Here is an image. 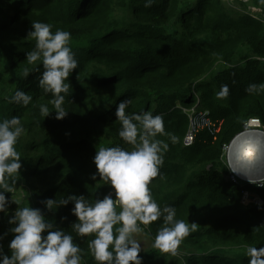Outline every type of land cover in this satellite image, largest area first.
<instances>
[{"label": "trees", "instance_id": "trees-1", "mask_svg": "<svg viewBox=\"0 0 264 264\" xmlns=\"http://www.w3.org/2000/svg\"><path fill=\"white\" fill-rule=\"evenodd\" d=\"M4 1L9 13L0 20V121L18 116L24 127L16 145L22 168L7 179L13 191L6 195L18 201L11 210L40 208L73 236L82 249L81 264H98L89 249L94 234L80 236L71 226L78 222L70 213L73 205L51 212L42 201L75 193L95 202L110 191L99 177L91 179L93 157L100 147L133 150L119 136L115 117L116 104L127 99L126 113L162 115L165 131L177 136L175 144L157 137L169 149L149 187L161 207H175L176 219L197 225L174 256L152 247L142 251L143 264H249L247 249L264 247V187L230 181L223 160L225 148L250 120L264 124V3L153 0L146 7L148 0ZM251 7L261 10L252 14ZM37 21L51 24L53 32L71 33L78 68L66 81L63 107L69 112L63 120L55 119L53 96L39 85L42 60H26L36 46L28 34ZM223 85L229 93L221 98ZM250 85L256 89L249 91ZM18 89L33 97L29 105L11 101ZM42 104L53 111L48 117L40 112ZM190 112L205 113L215 126L211 132L198 130L193 144L184 147ZM162 223L141 225L153 244ZM10 227L0 213V234ZM11 239L9 233L2 242L9 256Z\"/></svg>", "mask_w": 264, "mask_h": 264}, {"label": "clouds", "instance_id": "clouds-1", "mask_svg": "<svg viewBox=\"0 0 264 264\" xmlns=\"http://www.w3.org/2000/svg\"><path fill=\"white\" fill-rule=\"evenodd\" d=\"M152 2L148 0L145 6H150ZM52 27L49 23H32L28 35L35 38L36 46L26 52V60L29 64L42 60L39 85L53 96L50 103L55 109V119L63 120L69 112L63 107L70 89L66 81L78 68V60L70 46L71 33L59 29L53 32ZM28 74L26 69L25 76ZM255 89L256 85H250L248 90ZM228 93V86L223 85L217 95L223 98ZM10 99L27 106L33 97L18 89ZM129 104L127 99L120 100L115 107V117L121 123L119 136L133 146V150L121 146L100 147L93 157L96 172L91 174V179L95 181L99 177L110 186V191L95 202L75 193L59 201L53 198L42 201L51 212L70 203L73 205L70 213L78 222L71 226L80 236L94 234L89 249L98 264H143L141 243L136 239V235L143 232L141 225L162 220L153 247L162 253L172 254L197 226L195 222L189 224L176 219L175 207H161L149 187L152 179L158 176L164 164V154L169 149V143L157 137L167 136L175 144L177 136L165 131L162 115H153L151 111L126 113ZM40 112L48 117L53 111L42 104ZM248 123L258 124L259 121L253 119ZM23 132L18 116L0 121V213L7 217V223L11 225L0 234V264H81L82 249L74 242L73 236L46 219L40 208L17 207L11 210V205L18 204V201L6 195L13 191L7 179L20 174L22 158L16 145ZM246 155H252L251 149ZM249 182L264 187V174L255 180L249 179ZM117 206L121 209L119 212ZM60 219L63 221L67 217ZM117 225L114 234V226ZM9 233L12 234L8 243L10 256L5 254L2 243ZM247 254L249 264H264V247H249Z\"/></svg>", "mask_w": 264, "mask_h": 264}, {"label": "rangeland", "instance_id": "rangeland-1", "mask_svg": "<svg viewBox=\"0 0 264 264\" xmlns=\"http://www.w3.org/2000/svg\"><path fill=\"white\" fill-rule=\"evenodd\" d=\"M238 1L243 2V3L248 2V1L256 2L258 4L264 3V0H238ZM260 10L261 9L251 7L249 9V12L254 14V13H259ZM8 13H9L8 4L4 0H0V20H2L3 18H6ZM16 30L18 31V33L22 37L26 36L24 33V30L22 28L17 27ZM241 134H243L244 136H247V138H255L256 136L258 137V139L256 140L257 145H258V150L256 152L257 155H255V161L252 163L256 167L255 171L257 170V172L254 174L255 175L260 174L259 176H261V174H264V135H263L264 134V125L260 122L258 124H251V126L248 127ZM235 148L238 149L236 145H235ZM228 153L229 152H226V150H225V158L223 160V162H224L223 166L228 171V173L226 175L227 178H229L230 181L233 180V181L243 182V183H250L249 179L255 180V177L252 174H250L251 176H249V172L248 171L246 172V170H245V167L248 168L249 167L248 165H250V163H251L250 161L247 160V158H249L248 155H246L247 152H245V154L242 156L236 154V152H233L232 154H230L231 158H229ZM233 157H234V159H233ZM232 170H235L236 172H233ZM249 199L250 198L248 196L245 197V200H249ZM251 199H252V202H255V203L259 202L258 199H256V198L255 199L251 198ZM247 203L248 202H245V204H247ZM118 208H119V206H117V212H119ZM136 239L141 243L142 251H146L149 248L153 247V243H152L153 241L152 240H151L152 242L149 241L144 228H143L142 233H139L136 235ZM167 255L169 256V258H171V256H174L173 254H167Z\"/></svg>", "mask_w": 264, "mask_h": 264}, {"label": "built area", "instance_id": "built-area-1", "mask_svg": "<svg viewBox=\"0 0 264 264\" xmlns=\"http://www.w3.org/2000/svg\"><path fill=\"white\" fill-rule=\"evenodd\" d=\"M189 120H190V128H189L188 132L186 133V135H185V137L183 139V146L184 147H190L193 144L195 134L197 133L198 130H200V129H207L208 131L211 132V129L215 126V124L212 123L211 120H209L208 118H206V114L205 113H197L196 114L194 112H190L189 113ZM255 120H258V119H255ZM258 121L260 123H262L260 120H258ZM251 124H257V123H247L244 126V131L248 127H250ZM215 132H218V129H216ZM230 145L225 148L226 152H227L228 148L230 147ZM231 181L237 183V181H233V180H231ZM258 187H260V186H258Z\"/></svg>", "mask_w": 264, "mask_h": 264}, {"label": "bare ground", "instance_id": "bare-ground-1", "mask_svg": "<svg viewBox=\"0 0 264 264\" xmlns=\"http://www.w3.org/2000/svg\"><path fill=\"white\" fill-rule=\"evenodd\" d=\"M257 139H258L257 136L255 138H247V136H244L243 134H240L233 140V142L231 143L230 147L227 150V152H229L228 156H229V158H231L230 154H232L233 152H236V154L242 156V155L245 154V152H248V150L251 149L252 155L248 156L249 158H247V160L250 161L251 163H250V165H248L249 166L248 168L245 167V170H246V172L247 171L249 172V176H251L250 174H252L255 177V179H257V177L260 175V174H258V175L254 174V173L257 172V170L255 171L256 167L252 163V162L255 161V155H257V153H256L257 150H258V145H257V142H256ZM234 144L237 146L238 149L235 148ZM233 159H234V157H233Z\"/></svg>", "mask_w": 264, "mask_h": 264}]
</instances>
